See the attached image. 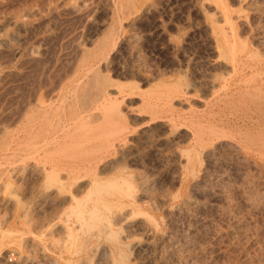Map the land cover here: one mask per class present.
I'll list each match as a JSON object with an SVG mask.
<instances>
[{
  "label": "rangeland",
  "instance_id": "1",
  "mask_svg": "<svg viewBox=\"0 0 264 264\" xmlns=\"http://www.w3.org/2000/svg\"><path fill=\"white\" fill-rule=\"evenodd\" d=\"M262 38L264 0H0V264H264ZM50 126L88 175L39 171Z\"/></svg>",
  "mask_w": 264,
  "mask_h": 264
},
{
  "label": "bare ground",
  "instance_id": "2",
  "mask_svg": "<svg viewBox=\"0 0 264 264\" xmlns=\"http://www.w3.org/2000/svg\"><path fill=\"white\" fill-rule=\"evenodd\" d=\"M116 0H114V2H115ZM130 1V0H129ZM254 2V1H253ZM123 3V2H122ZM129 5H130V3H128ZM112 5V4H111ZM126 5H127V3H126ZM133 5V4H132ZM202 5V4H201ZM121 6V5H120ZM128 6V5H127ZM126 6V8H128ZM131 7V6H130ZM198 7V6H197ZM111 8V7H110ZM119 8V7H118ZM126 8H125V10H126ZM132 8V7H131ZM80 9V8H79ZM86 9V8H85ZM224 9V8H223ZM127 11V10H126ZM73 12H74V10H73ZM116 12H117V10H116ZM124 12V11H123ZM71 13V12H70ZM112 13V12H111ZM121 13V12H120ZM119 13V14H120ZM226 13V12H225ZM127 14V13H126ZM115 15V14H114ZM121 15V14H120ZM221 15V14H220ZM224 17V16H223ZM227 17V16H226ZM225 17V18H226ZM116 18V17H115ZM228 18V17H227ZM226 18V19H227ZM241 18V17H240ZM113 19V18H112ZM111 19V20H112ZM122 19V18H121ZM222 19V18H221ZM220 20V19H219ZM121 21V20H120ZM117 22V21H116ZM115 22V23H116ZM115 23H114V21H111V23L109 24V26H108V36L109 35H111L112 34V32L114 31V30H116V28H115ZM231 23V22H230ZM244 23V22H243ZM105 24V23H104ZM103 24V25H104ZM211 25V24H210ZM232 26V25H231ZM105 29H106V27H105ZM228 29V28H227ZM121 31V30H120ZM116 33H117V31H115ZM212 33V32H211ZM105 34H107V33H105ZM213 35V34H212ZM116 36H118V34L116 35ZM12 37H13V35H12ZM104 37V36H103ZM17 38V37H16ZM117 38V37H116ZM115 38V39H116ZM131 38V37H130ZM8 39V38H7ZM108 39V38H107ZM258 39V38H257ZM262 39H264V38H262ZM118 40V39H117ZM11 41V40H10ZM107 43V41L104 39V41H102L101 43H102V45H104V43ZM112 41H110V43H111ZM233 42V41H232ZM241 42V41H240ZM259 42V41H258ZM109 43V42H108ZM217 43V42H216ZM5 44V43H4ZM8 44V43H7ZM127 44H129V43H127ZM242 44V43H241ZM100 43H99V48H100ZM101 45V46H102ZM6 46V45H5ZM95 46V45H94ZM106 46H108V45H106ZM111 46H112V44H111ZM111 46H110V48H111ZM8 47V46H7ZM93 47V46H92ZM91 47V48H92ZM129 47H130V45H129ZM107 48V47H106ZM105 48V49H106ZM217 48V47H216ZM232 48H234V47H232ZM102 49H104V48H102ZM132 49V48H131ZM94 50V49H93ZM97 50H98V48H97ZM99 51V50H98ZM108 51V50H107ZM218 51V50H217ZM82 52V51H81ZM103 52V51H102ZM86 53V52H85ZM84 53V54H85ZM105 53V52H104ZM232 53H233V51H232ZM255 53V52H254ZM97 54H100V53H97ZM94 55V54H93ZM92 55V56H93ZM217 55H221V54H217ZM252 55V54H251ZM95 56V55H94ZM106 56H108V53H107V55ZM96 57V56H95ZM94 57V58H95ZM99 57V56H98ZM105 57V56H104ZM246 57V56H245ZM81 59H83V58H81ZM101 59V58H100ZM103 59V58H102ZM215 60H217V59H215ZM222 60V59H221ZM87 61V60H86ZM86 61H85V63H86ZM93 61V60H92ZM220 61V60H219ZM218 61V62H219ZM244 61V60H243ZM80 62V61H79ZM82 62V61H81ZM96 63H97V61H95ZM212 63V62H211ZM210 63V64H211ZM221 63V62H220ZM224 63V62H223ZM234 63V62H233ZM88 64V63H87ZM79 65V64H78ZM95 65V64H94ZM225 65V64H224ZM233 66H234V64H233ZM92 67V66H91ZM216 67V66H215ZM258 67V66H257ZM74 68V67H73ZM234 68V67H233ZM81 70V68H79L78 67V70ZM90 69V68H89ZM215 69V68H214ZM239 70H240V68H238ZM72 70H74V69H72ZM232 70V69H231ZM243 71V70H242ZM251 71H252V69H251ZM263 71V70H262ZM261 71V72H262ZM99 72V71H98ZM241 72V71H240ZM254 72V71H253ZM252 72V73H253ZM257 72H258V70H257ZM260 72V73H261ZM76 73V72H75ZM81 73V72H80ZM82 73H83V71H82ZM84 73H85V71H84ZM92 73V72H91ZM259 73V72H258ZM258 73H257V75H258ZM98 74V73H97ZM262 74V73H261ZM76 75V74H75ZM78 75V74H77ZM80 75H82V74H80ZM92 75V74H91ZM232 75H234V74H232ZM254 75V74H253ZM252 75V76H253ZM263 75V74H262ZM228 76V75H227ZM259 76V75H258ZM261 76V75H260ZM259 76V77H260ZM264 76V75H263ZM64 76H62L61 77V79L63 78ZM82 77V76H81ZM262 77V76H261ZM261 77H260V79H261ZM66 78V77H65ZM74 78H76V77H74ZM99 78H100V76H99ZM228 78V77H227ZM263 78V77H262ZM64 79V78H63ZM62 79V80H63ZM78 79V78H77ZM96 79V78H95ZM94 79V80H95ZM98 79V78H97ZM215 79V78H214ZM233 79V78H232ZM62 80H60V82L59 83H62L63 81ZM72 80V79H71ZM79 80V79H78ZM227 80V79H226ZM252 80H253V78H252ZM224 81V80H223ZM230 81V80H229ZM66 82H68L67 80H66ZM66 82H64V83H66ZM69 82H71L72 83V81H69ZM84 82V81H83ZM95 82H96V80H95ZM94 82V83H95ZM226 82V81H225ZM249 82V81H248ZM58 83V82H57ZM91 83V82H90ZM217 83V82H216ZM222 83V82H221ZM228 83V82H227ZM246 83V82H245ZM250 83H252L253 84V82H250ZM256 83V82H255ZM260 83H262V82H260ZM63 84V83H62ZM67 84H69L70 85V83H67ZM89 84V83H88ZM95 84H97V83H95ZM94 84V85H95ZM98 84H100V83H98ZM259 84V83H258ZM53 85H55L54 83H53ZM58 85V84H57ZM100 85H102V84H100ZM214 85V84H213ZM222 85V84H221ZM223 85H225V84H223ZM222 85V86H223ZM241 85V84H240ZM240 85H238V86H240ZM249 85V84H248ZM49 86V85H48ZM48 86H45V87H48ZM59 86H62V85H59ZM65 86V85H64ZM63 86V87H64ZM85 86V85H84ZM103 86V85H102ZM227 86V85H226ZM230 86V85H229ZM53 87V86H52ZM57 87V86H56ZM55 87V88H56ZM67 87H68V85H67ZM90 87V86H89ZM89 87L87 88V89H89ZM97 87V86H96ZM101 87V86H100ZM217 87V86H216ZM216 87H214L215 89H216ZM224 87V86H223ZM223 87H222V89H223ZM236 87V86H235ZM234 87V88H235ZM241 87V86H240ZM263 87V86H262ZM54 88V87H53ZM52 89V90H56V89ZM59 88V87H58ZM57 88V89H58ZM65 88V87H64ZM92 88H94L93 87V85H92ZM98 88V87H97ZM248 88V87H247ZM264 88V87H263ZM62 89V88H61ZM106 89H107V87H106ZM171 89V88H170ZM229 89V88H228ZM49 90V89H48ZM51 90V89H50ZM60 90V89H59ZM100 90V89H99ZM98 90V91H99ZM174 90V89H173ZM172 90V91H173ZM209 90V89H208ZM219 90V89H218ZM226 90H227V88H226ZM238 90V89H237ZM244 90V89H243ZM249 90V89H248ZM96 91V90H95ZM175 91H177V89L175 90ZM210 91V90H209ZM251 91V90H250ZM37 92V91H36ZM46 92H48V94H49V91H46ZM50 92H53V91H50ZM63 92V91H62ZM89 92V91H88ZM97 92V91H96ZM102 92H105V91H103L102 90ZM108 92V91H107ZM119 92H121V91H119ZM170 92H171V90H170ZM178 92V91H177ZM225 92V91H224ZM227 92V91H226ZM238 92H240V91H238ZM237 92V93H238ZM245 92V91H244ZM257 92V91H256ZM79 93V92H78ZM91 93V92H90ZM89 93V94H90ZM93 93V92H92ZM106 93V92H105ZM172 93V92H171ZM211 93V92H210ZM214 93V92H213ZM219 93H221V92H219ZM230 93V92H229ZM234 93V92H233ZM247 93V92H246ZM245 93V94H246ZM36 94V93H35ZM34 94V95H35ZM51 94V93H50ZM54 94V93H53ZM86 94V93H85ZM94 94V93H93ZM98 94H99V92H98ZM98 94H96V95H98ZM103 94V93H102ZM216 94V93H215ZM214 94V95H215ZM218 94V93H217ZM222 94H226V93H222ZM228 94V93H227ZM252 94H255V93H252ZM23 95V94H22ZM25 95V94H24ZM33 95V96H34ZM37 95V94H36ZM80 95V94H79ZM82 95H83V92H82ZM88 95V94H87ZM92 95V94H91ZM95 95V97H97V99L96 98H94V99H96V100H99L98 98L101 96L100 94V96L98 97V96H96ZM214 95H212V96H214ZM236 95H239V94H236ZM259 95H260V93H259ZM86 96V95H85ZM85 96H84V99H85ZM227 96V95H226ZM26 97V96H25ZM25 97H24V99L23 100H26L25 99ZM30 98H31V96H29ZM48 97V96H47ZM46 97V98H47ZM86 97H88V96H86ZM92 97H94V96H91V98ZM107 97V96H106ZM217 97H218V95H217ZM228 97V96H227ZM80 98V97H79ZM103 98H105V96H103ZM108 98V97H107ZM158 98H160V97H158ZM158 98H156V99H158ZM162 98V97H161ZM163 98H164V96H163ZM213 98V97H212ZM221 98H222V96H221ZM221 98H219V99H221ZM239 98V97H238ZM237 98V99H238ZM247 98H248V96H247ZM251 98V97H250ZM254 98H256V97H254ZM261 98V97H260ZM34 99H35V97H34ZM49 99V98H48ZM53 99V98H52ZM74 99V98H73ZM78 99V98H77ZM76 99V100H77ZM88 99H90V97H88ZM263 99H264V97H263ZM39 100V99H38ZM43 101H44V99H42ZM54 100V99H53ZM80 100V99H79ZM83 100V99H82ZM86 100V99H85ZM85 100H83V101H85ZM114 100V99H113ZM218 100V99H217ZM235 100V99H234ZM250 100V99H249ZM20 101H22V99L20 100ZM28 101V100H27ZM35 101V100H34ZM61 101V100H60ZM60 101H58V102H60ZM87 101V100H86ZM109 101V100H108ZM107 101V102H108ZM156 101V100H155ZM160 101V100H159ZM158 101V103H160ZM167 101V100H166ZM232 101V100H231ZM24 102V101H23ZM23 102H21V104H22V106L23 107H25L24 105H23ZM28 102H30V101H28ZM40 102H42V101H40ZM57 102V103H58ZM71 102H73V101H71ZM93 102V101H92ZM97 102V101H96ZM114 102V101H113ZM216 102V101H215ZM237 102V101H236ZM244 102V101H243ZM246 102V101H245ZM252 102V101H251ZM25 103H26V101H25ZM24 103V104H25ZM44 103V102H43ZM50 103V102H49ZM84 103H86V102H84ZM154 104H155V102H153ZM162 103V102H161ZM223 103V102H222ZM225 103V102H224ZM237 103H239V101L237 102ZM250 103V102H249ZM253 103V102H252ZM33 104H34V102H33ZM78 104V103H77ZM87 104V103H86ZM96 104V103H95ZM94 104V105H95ZM111 104H113V103H111ZM165 104V103H164ZM216 104V103H215ZM257 104H259V103H257ZM261 104V103H260ZM26 105V104H25ZM32 105V104H31ZM68 105V104H67ZM69 105H70V103H69ZM80 105H81V103H80ZM83 105V104H82ZM97 105V104H96ZM98 105H100V104H98ZM104 105V104H103ZM153 105V104H152ZM166 105V104H165ZM212 105H214V104H211L210 103V106H212ZM30 106V105H29ZM38 106V105H37ZM75 106V105H74ZM101 106V105H100ZM105 106V105H104ZM156 106V105H155ZM158 106V105H157ZM210 106H208V107H210ZM230 106V105H229ZM240 106V105H239ZM20 107H21V105H20ZM38 107H40V106H38ZM37 107V108H38ZM50 107V106H49ZM83 107V106H82ZM81 107V108H82ZM88 107V106H87ZM108 107H110L109 105H108ZM108 107H106V108H108ZM159 108H160V106H158ZM158 107H155L156 108V110H157V108ZM44 108V107H43ZM71 106H70V113H71ZM84 108H85V106H84ZM84 108H82V109H84ZM151 108H152V106H151ZM154 108V107H153ZM154 108V109H155ZM221 108V107H220ZM219 108V109H220ZM23 109L24 108H21V111H23ZM36 109V108H35ZM77 109V108H76ZM212 109H214V106H213V108ZM215 109H217V108H215ZM215 109L213 110V111H215ZM19 111H20V109H18ZM72 110H74V108L72 109ZM107 109H105V111H106ZM111 110H112V108H111ZM110 110V111H111ZM152 110V109H151ZM169 110H171V109H169ZM208 110H210L209 108H208ZM262 110V109H261ZM19 111H18V114H19ZM33 111V110H32ZM77 110H75V112H76ZM80 111H82V110H80ZM84 111V110H83ZM82 111V112H83ZM109 111V110H108ZM159 111V110H158ZM217 111H219V110H217ZM252 111V110H251ZM23 112H25V111H23ZM34 112H37V111H34ZM44 112V111H43ZM46 112H48L47 110H46ZM51 112V111H50ZM58 112H60V111H58ZM91 112V111H90ZM95 112H97V111H95ZM103 112V111H102ZM121 112V111H120ZM152 112H154V111H152ZM208 112V111H207ZM264 112V111H263ZM66 113H68V112H66ZM65 113V114H66ZM89 113V112H88ZM94 113V112H93ZM118 113V112H117ZM131 113H132V111H131ZM155 113H156V111H155ZM157 113H159V112H157ZM167 113H168V111H167ZM203 113V112H202ZM202 113H201V115H202ZM234 113V112H233ZM249 113V112H248ZM22 114V115H21ZM28 114H30V113H28ZM38 114V113H37ZM44 114H45V112H44ZM60 114V113H59ZM76 114V113H75ZM75 114H73L72 113V115H75ZM90 114V113H89ZM103 114V113H102ZM127 114V113H126ZM169 114H170V111H169ZM213 114V113H212ZM239 114H241V113H239ZM23 116V113H21L20 112V114H19V116ZM26 115V114H25ZM40 115V114H39ZM38 115V116H39ZM84 115V114H83ZM96 115V114H95ZM100 115V114H99ZM155 115V114H154ZM197 115V114H196ZM216 115V114H215ZM248 115H250V114H248ZM263 115V114H262ZM37 116V115H36ZM40 116H42V115H40ZM48 116V115H47ZM69 116V115H68ZM76 116V115H75ZM88 116V115H87ZM133 116V115H132ZM172 116H173V114H172ZM46 117V116H45ZM51 117H53V115L51 116ZM60 117V116H59ZM62 117V116H61ZM85 117V116H84ZM90 117H92L91 116V114H90ZM170 117V116H169ZM168 117V118H169ZM196 117V116H195ZM218 117V116H217ZM240 117H241V115H240ZM22 118V117H21ZM30 118V117H29ZM41 118V117H40ZM77 118V117H76ZM79 118H81V117H79ZM154 118V117H153ZM155 118H157V117H155ZM154 118V119H155ZM229 118V117H228ZM256 118V117H255ZM258 118H259V116H258ZM28 119V118H27ZM31 119V118H30ZM29 119V120H30ZM45 119V118H44ZM68 119V118H67ZM82 120H83V118H81ZM85 119H86V117H85ZM100 119V118H99ZM151 119H152V117H151ZM171 119H174V118H171ZM182 119H183V117H182ZM196 119V118H195ZM216 119V118H215ZM238 119H240V118H238ZM249 119V118H248ZM251 119V118H250ZM249 119V120H250ZM254 119V118H253ZM18 120H20L19 118H18ZM26 120V119H25ZM39 120V119H38ZM41 120V119H40ZM50 120H52V119H50ZM57 120V119H56ZM72 120H74V119H72ZM87 120V119H86ZM93 120H95V118L93 119ZM98 120V119H97ZM101 120V119H100ZM99 120V121H100ZM202 120V119H201ZM217 120V119H216ZM227 120V119H226ZM22 121V120H21ZM27 121V120H26ZM62 121V120H61ZM68 121V120H67ZM69 121H70V119H69ZM75 121H76V119H75ZM88 121V120H87ZM96 121V120H95ZM95 121H93V122H95ZM184 121V120H183ZM182 121V122H183ZM205 121V120H204ZM219 120H217L216 122H218ZM222 121V120H221ZM228 121V120H227ZM239 121V120H238ZM29 122V121H28ZM35 122H37V121H35ZM45 122V121H44ZM43 122V123H44ZM89 122V121H88ZM92 122V121H91ZM172 122H173V120H172ZM179 122H181V121H179ZM196 122V121H195ZM203 122V121H202ZM201 122V123H202ZM24 123V125L26 124L25 122H23ZM41 123V122H40ZM42 123V124H43ZM48 123V122H47ZM55 123H57V122H55ZM58 123H59V121H58ZM63 123V122H62ZM87 123V122H86ZM177 123H178V121H177ZM68 124V123H67ZM80 124H81V122H80ZM91 124V123H90ZM105 124V123H104ZM108 124V123H107ZM174 124V123H173ZM216 124H218V123H216ZM216 124H214V125H216ZM232 124V123H231ZM247 124V123H246ZM30 125H31V122H30ZM52 125H54V124H52ZM59 125V124H58ZM61 125V124H60ZM59 125V126H60ZM72 125V124H71ZM129 125V124H128ZM175 125V124H174ZM179 125V124H178ZM199 125H201V124H199ZM198 125V126H199ZM204 125V124H203ZM212 125H213V123H212ZM27 126V125H26ZM31 126H33V125H31ZM59 126H50L51 128H50V130L47 132V133H45L44 135H40V134H38L37 136H36V139H34V141H32V142H30V144H32V151H31V154H32V158L36 161V164H37V167H38V169H39V171L40 172H43L44 174L46 173V174H50V175H57V174H59L61 171H63V172H68V173H71L72 175H70V180H72V181H76V180H78L81 176V174H85V175H88V173L89 172H91V169H92V165H91V163H90V161L88 162V163H84V162H86V161H80V162H78V161H76V162H78V163H75V161L72 159V161H74V163L72 162V163H70V156H68V153L67 152H72V151H74V150H81V149H83L85 146H84V144H83V141H81V140H79V139H77L76 137H74L75 139H69L68 137L69 136H71L70 134L68 135L67 134V132H63V133H61V135H58V130H60V128L61 127H59ZM69 126V125H68ZM84 126H86V125H84ZM196 126H197V124H196ZM197 126V127H198ZM202 126V125H201ZM263 126V125H262ZM73 127H74V125H73ZM193 127H195V126H193ZM209 127V126H208ZM249 127V126H248ZM257 127V126H256ZM19 128V127H18ZM21 128V127H20ZM25 128V127H24ZM37 128H38V126H37ZM199 128V127H198ZM201 128V127H200ZM247 128V127H246ZM254 128V127H253ZM71 129V128H70ZM84 129V128H83ZM105 129V128H104ZM202 129H204L203 128V126H202ZM210 130H209V132L212 130V126L209 128ZM216 129V128H215ZM214 129V130H215ZM224 128H222V130H223ZM232 129V128H231ZM234 129V128H233ZM20 130V129H19ZM23 130V129H22ZM25 130V129H24ZM35 130V129H34ZM67 130V129H66ZM205 130V129H204ZM203 130V131H204ZM213 130V131H214ZM219 130V129H218ZM235 130V129H234ZM252 130V129H251ZM30 131H31V129H30ZM29 131V132H30ZM33 131V130H32ZM123 131H125L124 129H123ZM129 131V130H128ZM131 131V130H130ZM129 131V132H130ZM194 131V130H193ZM206 131V130H205ZM204 131V132H205ZM208 131V130H207ZM216 131V130H215ZM227 131V130H226ZM226 131H224V133L226 132ZM237 131V130H236ZM242 131V130H241ZM245 131V130H244ZM249 131V130H248ZM19 132V131H18ZM25 132V131H24ZM70 132V131H69ZM74 132H75V130H74ZM119 132V131H118ZM128 132V133H129ZM196 132V131H195ZM202 132V131H201ZM217 132V131H216ZM230 132V131H229ZM228 132V133H229ZM232 132H233V130H232ZM231 132V133H232ZM31 133V132H30ZM33 133V132H32ZM72 133V132H71ZM122 133V132H121ZM194 133V132H193ZM223 133V132H222ZM234 133V132H233ZM237 133V132H236ZM251 133V132H250ZM112 134H117V133H112ZM112 134H110V135H108V136H110L111 137V135ZM124 134H125V132H124ZM127 134V133H126ZM196 134V133H195ZM202 134H205V133H202ZM214 134V133H213ZM216 134V133H215ZM218 134H219V131H218ZM238 134V133H237ZM240 134V133H239ZM253 134V133H252ZM21 135V134H20ZM25 135V134H24ZM30 135V134H29ZM35 135V134H34ZM106 135V134H105ZM113 135V136H114ZM192 135H194V134H192ZM209 135V134H208ZM211 135V134H210ZM220 135V134H219ZM247 135V134H246ZM101 136V135H100ZM107 136V137H108ZM124 136V135H123ZM198 136V135H197ZM202 136V135H201ZM200 136V137H201ZM216 136H217V134H216ZM222 136H223V134H222ZM255 136V135H254ZM22 137V136H21ZM102 137V136H101ZM128 137V136H127ZM192 137V136H191ZM193 137H195V136H193ZM203 137V136H202ZM205 137V136H204ZM203 137V138H204ZM207 137V136H206ZM225 137V136H224ZM223 137V138H224ZM234 137V136H233ZM238 137H240V135L238 136ZM256 137V136H255ZM20 138V137H19ZM109 138V137H108ZM113 138H115V137H113ZM120 139H121V137H119ZM118 138V139H119ZM126 138V137H125ZM216 138V137H215ZM227 138H228V136H227ZM236 138V137H235ZM245 138V137H244ZM22 139V138H21ZM111 139V138H110ZM119 139V140H120ZM201 139V138H200ZM208 139H210V138H208ZM212 139V138H211ZM214 139V138H213ZM243 139V138H242ZM94 140V139H93ZM95 140H97V139H95ZM114 140V139H113ZM118 140V141H119ZM190 140V139H189ZM194 140V139H193ZM192 140V141H193ZM219 140H222V139H219ZM241 140V139H240ZM107 141V140H106ZM158 141V140H157ZM162 141V140H161ZM167 141V140H166ZM195 141V140H194ZM197 141V140H196ZM202 141H205L204 139L202 140ZM242 141V140H241ZM240 141V142H241ZM250 141V140H249ZM86 142V141H85ZM95 142V141H94ZM104 142V141H103ZM108 142V141H107ZM116 142V141H115ZM156 142V141H155ZM168 142H169V140H168ZM167 142V143H168ZM172 142H174V141H172ZM245 142V141H244ZM247 142V141H246ZM245 142V143H246ZM27 143V142H26ZM163 143V142H162ZM170 143V142H169ZM201 143V142H200ZM203 143V142H202ZM201 143V144H202ZM242 143V142H241ZM240 143V144H241ZM244 143V144H245ZM88 144V143H87ZM111 144V143H110ZM190 144H192V143H190ZM199 144V143H198ZM197 144V145H198ZM28 145V144H27ZM90 145V144H89ZM93 145V144H92ZM103 145H104V143H103ZM108 145V144H107ZM173 145V144H172ZM194 145V144H193ZM209 145V144H208ZM213 145V144H212ZM101 146V145H100ZM121 146V145H120ZM192 146V145H191ZM244 146V145H243ZM20 147V146H19ZM18 147V148H19ZM23 147H25V146H23ZM30 147V148H31ZM105 147H106V145H105ZM194 147V146H193ZM245 147H246V145H245ZM245 147H244V149H245ZM17 148V149H18ZM27 148V147H26ZM29 148V149H30ZM102 148V147H101ZM110 148V147H109ZM120 148V147H119ZM192 148V147H191ZM215 148V147H214ZM213 148V149H214ZM240 148V147H239ZM239 148H237V149H239ZM247 148V147H246ZM121 149V148H120ZM196 149V148H195ZM216 149V148H215ZM249 149V148H248ZM256 149H257V147H256ZM261 149V148H260ZM15 150V149H14ZM23 150V149H22ZM28 150V149H27ZM110 150V149H109ZM115 150V149H114ZM236 150V149H235ZM264 149H262V151H263ZM10 151H12V150H10ZM21 151V150H20ZM19 151V152H20ZM28 151H30V150H28ZM108 151V150H107ZM27 152V151H26ZM115 152H116V150H115ZM173 152V151H172ZM190 152V151H189ZM209 152V151H208ZM241 152V151H240ZM239 151H238V153H240ZM21 153H22V151H21ZM24 153V152H23ZM102 153V152H101ZM108 153V152H107ZM124 153V152H123ZM176 153H177V151H176ZM179 153V152H178ZM188 152H186V154H187ZM205 153V152H204ZM18 154V153H17ZM110 154V153H109ZM116 154V153H115ZM118 154V153H117ZM129 154V153H128ZM186 154H185V156H186ZM24 155V154H23ZM29 155V154H28ZM188 155V154H187ZM203 155V154H202ZM211 155V154H210ZM8 156V155H7ZM6 156V157H7ZM18 156V155H17ZM25 156V155H24ZM102 156V155H101ZM104 156H106V155H104ZM177 156V155H176ZM184 156V157H185ZM208 156V155H207ZM240 156V155H239ZM3 157V156H2ZM25 157H27V155L25 156ZM72 157V156H71ZM103 157V156H102ZM109 157V156H108ZM112 157V156H111ZM113 157H115V156H113ZM124 157H125V155H124ZM178 157H180V156H178ZM188 157V156H187ZM190 157V156H189ZM4 158V157H3ZM29 158V157H28ZM121 158V157H120ZM207 158V157H206ZM239 158V157H238ZM21 159V158H20ZM98 159V158H97ZM115 159V158H114ZM124 159V158H123ZM128 159H130V158H128ZM182 160H184L183 158H181ZM6 160V159H5ZM10 160V159H9ZM24 160V159H23ZM33 160V161H34ZM244 160V159H243ZM34 161V162H35ZM93 161H95V160H93ZM92 161V162H93ZM98 161V160H97ZM120 161V160H119ZM178 161H180V160H178ZM245 162H246V159L244 160ZM19 162H21V161H19ZM25 162V161H24ZM241 162V161H240ZM27 163V162H26ZM29 163H31V161L29 162ZM96 163V162H95ZM102 163H104V160L102 161ZM101 163V164H102ZM113 163V162H112ZM20 164H23V163H20ZM35 164V165H36ZM117 164V163H116ZM183 164V163H182ZM27 165V164H26ZM100 165V164H99ZM185 165V164H184ZM246 165V164H245ZM23 166V165H22ZM24 166H25V164H24ZM104 166V165H103ZM117 166V165H116ZM96 167V166H95ZM120 167V166H119ZM118 167V169H120ZM5 168V167H4ZM97 168H100L99 166H97ZM181 168V167H180ZM1 169V168H0ZM115 169V168H114ZM109 170H111L110 168H109ZM123 170V169H122ZM128 171L127 169H124V171ZM201 170V169H200ZM7 171V170H6ZM117 171V170H116ZM243 171V170H242ZM33 172V171H32ZM65 172V173H66ZM96 173H97V171H95ZM101 172V171H100ZM109 172V171H108ZM1 173V172H0ZM5 173V172H4ZM62 173V172H61ZM94 173V172H93ZM111 173H112V171H111ZM191 173V172H190ZM3 174V173H2ZM99 174V173H98ZM181 174V173H180ZM195 174V173H194ZM5 175H6V173H5ZM66 175H67V173H66ZM96 175V174H95ZM102 175V174H101ZM100 175V176H101ZM108 175V174H107ZM191 175V174H190ZM193 175V174H192ZM69 176V175H68ZM99 176V175H98ZM36 177V176H35ZM38 177V176H37ZM58 178V177H57ZM67 178V177H66ZM130 178V177H129ZM134 178H132V180H133ZM58 180V179H57ZM69 180V179H68ZM86 180V179H85ZM84 180V181H85ZM121 180V179H120ZM135 180V179H134ZM62 181H64V180H62ZM66 181V180H65ZM81 182H83V181H81ZM115 182H117V181H115ZM121 182H123V181H121ZM135 182V181H134ZM78 183V182H77ZM109 183V182H108ZM96 184V182L94 181L93 182V186ZM110 184V183H109ZM125 184V183H124ZM145 184V183H144ZM113 185H115V184H113ZM122 185H123V183H122ZM75 186V185H74ZM124 186V185H123ZM127 186H128V184H127ZM145 186V185H144ZM50 187H51V184H50ZM53 187V186H52ZM122 187V186H121ZM126 187V186H125ZM69 188H70V186H69ZM120 188V187H119ZM135 188V187H134ZM84 189V188H83ZM113 189V188H112ZM115 189H117V188H115ZM121 189V188H120ZM137 189H139V188H137ZM84 190H87V189H84ZM114 190V189H113ZM128 190V188L126 187V191ZM58 191H60V190H57L56 192H58ZM80 191V190H79ZM123 191V190H122ZM137 191V190H136ZM245 191H247V190H245ZM117 192V191H116ZM119 192V191H118ZM117 192V193H118ZM124 192H125V190H124ZM80 193V192H79ZM97 194H98V192H96ZM127 193H129V192H127ZM243 193L244 192H242V195H243ZM246 193V192H245ZM248 193V192H247ZM246 193V194H247ZM73 194V193H72ZM81 194V193H80ZM120 194V193H119ZM264 194V193H263ZM55 195H57V193L55 194ZM74 195V194H73ZM93 195V194H92ZM103 195V194H102ZM125 195V194H124ZM241 195V194H240ZM256 195V194H255ZM65 196H68V195H65ZM81 196V195H80ZM91 196V195H90ZM112 196H114V195H112ZM122 196V195H121ZM126 196V195H125ZM244 196V195H243ZM250 196V195H249ZM263 196V195H262ZM89 197V196H88ZM87 197V198H88ZM131 197H132V195H131ZM136 197V196H135ZM242 197V196H241ZM56 198V197H55ZM73 198V197H72ZM92 198H93V196H92ZM113 198V197H112ZM127 198V197H126ZM129 198V197H128ZM264 198V197H263ZM54 199V198H53ZM94 199V198H93ZM239 199H241L240 198V196H239ZM252 199V198H251ZM258 199V198H257ZM79 200V199H78ZM249 200V199H248ZM80 202V201H79ZM242 202V201H241ZM258 202V201H257ZM81 203V202H80ZM246 203V202H245ZM243 204V203H242ZM252 204V203H251ZM258 204V203H257ZM131 205V204H130ZM85 206V205H84ZM138 206V205H137ZM53 208V207H52ZM90 209V208H89ZM118 209V208H117ZM123 210V209H122ZM138 210V209H137ZM258 210V209H257ZM90 211V210H89ZM113 211V210H112ZM125 211V210H124ZM108 212V211H107ZM117 212V211H116ZM138 212V211H137ZM123 213V212H122ZM122 213H121V215H122ZM139 214V213H138ZM140 214H142V213H140ZM65 215V214H64ZM77 215V214H76ZM95 215V217L96 218H101V219H106V217H105V215H102V214H99V213H97V212H91V218H92V216H94ZM118 215V214H117ZM129 215V214H128ZM68 216V215H67ZM112 216H113V214H112ZM119 219H120V213H119ZM118 216H115L116 218L118 217ZM133 216H134V214H133ZM65 217V216H64ZM104 217V218H103ZM110 217H111V215H110ZM123 217V216H122ZM58 218V217H57ZM68 218V217H67ZM74 218V217H73ZM76 218V217H75ZM74 218V219H75ZM73 219V220H74ZM114 219V218H113ZM119 219H118V221H119ZM150 219V218H149ZM111 220H112V218H111ZM110 220V221H111ZM122 220V219H121ZM121 220H120V222H121ZM127 220V219H126ZM66 221V220H65ZM70 221V220H69ZM73 223H74V221H73ZM84 223V222H83ZM111 223H112V221H111ZM119 222H117V224H118ZM152 223H155V222H152ZM42 224V223H41ZM68 224V223H67ZM66 223H65V225H67ZM71 224V223H70ZM78 224V223H77ZM116 224V223H115ZM121 224V223H120ZM40 225V224H39ZM80 225V224H79ZM109 225V224H108ZM113 225H114V223H113ZM118 226V225H117ZM116 226V227H117ZM76 227V226H75ZM84 227V226H83ZM155 227H157V226H155ZM78 228V227H77ZM81 228V227H80ZM85 228V227H84ZM91 228V227H90ZM101 227H99V229H100ZM145 228V227H144ZM105 229V228H104ZM147 229V228H146ZM60 230V229H59ZM81 230H83V229H81ZM101 230V229H100ZM119 230V229H118ZM64 231V230H63ZM85 231V230H84ZM102 232H103V230H101ZM108 231V230H107ZM158 231V230H157ZM40 232V231H39ZM49 232V231H48ZM57 232V231H56ZM55 232V233H56ZM106 234L108 233V232H106V231H104ZM103 232V233H104ZM156 232V231H155ZM70 232H68V234H69ZM79 233V232H78ZM120 233H121V231H120ZM120 233H119V235H120ZM36 234V233H35ZM39 234V233H38ZM44 234V233H43ZM84 234V233H83ZM87 235H88V233H86ZM114 234H115V232H114ZM157 234V233H156ZM32 235H34V233L32 234ZM57 235V234H56ZM63 235V234H62ZM82 235V234H81ZM89 235H91V234H89ZM117 235V234H116ZM122 235V234H121ZM157 235H159V234H157ZM163 235V234H162ZM217 235V234H216ZM221 235V234H220ZM1 236V235H0ZM112 236V235H111ZM115 236V235H114ZM80 237H82V236H80ZM93 236H91V238H92ZM117 237V236H116ZM122 237V236H121ZM120 237V238H121ZM152 237H153V235H152ZM179 237V236H178ZM24 238V237H23ZM83 238V237H82ZM98 238V237H97ZM119 238V237H118ZM90 239V238H89ZM98 239H100V238H98ZM111 239H112V237H111ZM155 240H156V238H155ZM99 241V240H98ZM161 241V240H160ZM51 242V241H50ZM63 242V241H62ZM41 243V242H40ZM87 243V242H86ZM151 243H152V241H151ZM157 243V242H156ZM35 244V243H34ZM46 244V243H45ZM27 246H29V245H27ZM31 246V245H30ZM145 246H146V244H145ZM37 247V246H36ZM56 247V246H55ZM103 247V246H102ZM155 247V246H154ZM171 247V246H170ZM39 248V247H38ZM85 248V247H84ZM95 248V247H94ZM98 248V247H97ZM146 248V247H145ZM99 249V248H98ZM131 249V248H130ZM153 249H155V248H153ZM170 249V248H169ZM45 250V249H44ZM64 250V249H63ZM43 251V250H42ZM57 251H58V248H57ZM89 251V250H88ZM106 251V250H105ZM107 253H109L108 251H106ZM115 252V251H114ZM82 253V252H81ZM94 253V252H93ZM107 253H106V255H107ZM116 253V252H115ZM53 254V253H52ZM99 254H101V253H99ZM120 254V253H119ZM55 256V255H54ZM101 256H102V254H101ZM123 256V255H122ZM88 257V256H87ZM89 258V257H88ZM92 258V257H91ZM63 259V258H62ZM82 259H83V257H82ZM95 259V258H94ZM115 259V258H114ZM117 259V258H116ZM33 260V259H32ZM43 260V259H42ZM4 261V260H3ZM101 261V260H100ZM114 261V260H113ZM47 262V261H46ZM50 262V261H49ZM61 262V261H60ZM72 262V261H71ZM87 262V261H86ZM97 262V261H96ZM99 262V261H98ZM36 263V262H35ZM67 263H68V261H67ZM113 263V262H112ZM47 264V263H46Z\"/></svg>",
  "mask_w": 264,
  "mask_h": 264
}]
</instances>
